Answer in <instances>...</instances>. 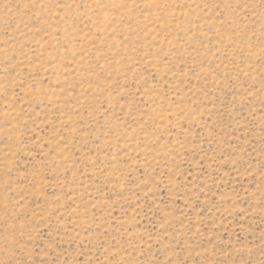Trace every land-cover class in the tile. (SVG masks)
<instances>
[{
    "label": "rangeland",
    "instance_id": "374dc122",
    "mask_svg": "<svg viewBox=\"0 0 264 264\" xmlns=\"http://www.w3.org/2000/svg\"><path fill=\"white\" fill-rule=\"evenodd\" d=\"M0 264H264V0H0Z\"/></svg>",
    "mask_w": 264,
    "mask_h": 264
}]
</instances>
